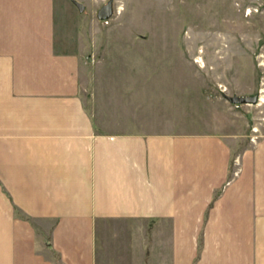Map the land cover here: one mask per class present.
Listing matches in <instances>:
<instances>
[{
    "label": "crops",
    "instance_id": "crops-1",
    "mask_svg": "<svg viewBox=\"0 0 264 264\" xmlns=\"http://www.w3.org/2000/svg\"><path fill=\"white\" fill-rule=\"evenodd\" d=\"M2 14L0 264H264V132L243 144L239 105L207 122L174 62Z\"/></svg>",
    "mask_w": 264,
    "mask_h": 264
},
{
    "label": "rangeland",
    "instance_id": "rangeland-1",
    "mask_svg": "<svg viewBox=\"0 0 264 264\" xmlns=\"http://www.w3.org/2000/svg\"><path fill=\"white\" fill-rule=\"evenodd\" d=\"M74 1L82 3L84 9L79 11L73 0H0V26L6 6L25 13L33 28L40 26L36 13L46 11L47 27L58 29L59 36L63 32L61 39L65 45L73 43L68 37L72 23L74 27L77 21L81 32L94 30L90 59L174 62V76L180 79L175 82L190 83L193 98L207 94V122H220L213 114L217 105L210 102L215 98L233 105L225 95L255 96V103L237 104L239 117L235 129L242 132L243 144L256 143L264 132V102L258 104L264 95V0ZM106 3H110V16L99 19L98 10ZM187 60L192 61L191 68L183 64ZM254 126L258 129L257 138L251 142ZM233 162V174H237V156Z\"/></svg>",
    "mask_w": 264,
    "mask_h": 264
},
{
    "label": "water",
    "instance_id": "water-1",
    "mask_svg": "<svg viewBox=\"0 0 264 264\" xmlns=\"http://www.w3.org/2000/svg\"><path fill=\"white\" fill-rule=\"evenodd\" d=\"M73 3L76 5L79 11H82L84 9V6L82 3L78 1H74ZM99 19H107L110 16V3H106L100 7L98 10L97 14ZM226 98L230 103L233 104H243V103H255L256 102V97L255 96H227L225 95Z\"/></svg>",
    "mask_w": 264,
    "mask_h": 264
},
{
    "label": "built area",
    "instance_id": "built-area-1",
    "mask_svg": "<svg viewBox=\"0 0 264 264\" xmlns=\"http://www.w3.org/2000/svg\"><path fill=\"white\" fill-rule=\"evenodd\" d=\"M252 131L255 132V134L250 136V141L255 142V139L257 138L256 132L258 131L257 127H252ZM234 174H236V171L234 172Z\"/></svg>",
    "mask_w": 264,
    "mask_h": 264
},
{
    "label": "bare ground",
    "instance_id": "bare-ground-1",
    "mask_svg": "<svg viewBox=\"0 0 264 264\" xmlns=\"http://www.w3.org/2000/svg\"><path fill=\"white\" fill-rule=\"evenodd\" d=\"M200 60V59H199ZM264 92V91H263ZM264 102V95L262 94L258 99V104Z\"/></svg>",
    "mask_w": 264,
    "mask_h": 264
}]
</instances>
